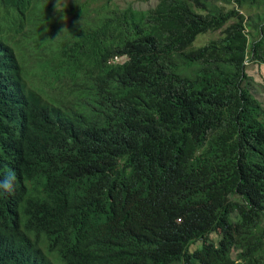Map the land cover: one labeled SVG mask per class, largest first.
Returning <instances> with one entry per match:
<instances>
[{"label":"trees","instance_id":"obj_1","mask_svg":"<svg viewBox=\"0 0 264 264\" xmlns=\"http://www.w3.org/2000/svg\"><path fill=\"white\" fill-rule=\"evenodd\" d=\"M139 1L0 0V264H264V0Z\"/></svg>","mask_w":264,"mask_h":264},{"label":"rangeland","instance_id":"obj_2","mask_svg":"<svg viewBox=\"0 0 264 264\" xmlns=\"http://www.w3.org/2000/svg\"><path fill=\"white\" fill-rule=\"evenodd\" d=\"M69 0H59V2H68ZM83 1V0H79ZM117 3L125 4V3H131L133 6H136L141 9H145L148 6H150V2L145 1H139V0H115ZM57 2V0H56ZM56 2H52V5L50 8V13H53L55 10ZM103 1L99 3H93L91 4H100ZM241 11L244 14H252L251 18L262 11V6H244ZM71 19V16L68 13L62 14L61 18H58L62 24H66ZM219 34V31H209L206 33H201L197 35L195 38L193 45L194 46H200L208 42L210 39L215 38ZM8 36H11V40L15 42V44L18 45V47L22 48H28V43L30 41V38L37 37L36 32L32 30V27L28 25V23H25L23 28L20 31H16L15 28H12L11 30H8ZM31 42V41H30ZM245 68V79L242 82V85L247 88L251 94L255 97L256 100H258L261 104L264 105V66L259 64H254L251 62H246L244 64ZM221 70H225V67L221 66ZM210 239L214 240V236L210 235ZM194 246H192L193 248Z\"/></svg>","mask_w":264,"mask_h":264},{"label":"clouds","instance_id":"obj_3","mask_svg":"<svg viewBox=\"0 0 264 264\" xmlns=\"http://www.w3.org/2000/svg\"><path fill=\"white\" fill-rule=\"evenodd\" d=\"M59 7H60V2L57 0L56 5H55V11L59 12ZM78 25L81 24V21H77ZM66 28L62 29V33ZM245 88V87H244ZM247 89V88H246ZM249 92L250 96L255 99V97L251 94V92L247 89ZM256 100V99H255ZM258 101V100H256ZM260 103V102H259ZM12 177L9 176L6 178L2 183H0V189H2L4 192H11L13 191V183H12Z\"/></svg>","mask_w":264,"mask_h":264}]
</instances>
